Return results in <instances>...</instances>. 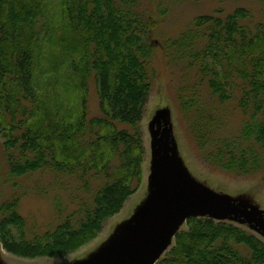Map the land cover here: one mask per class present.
<instances>
[{"label":"trees","instance_id":"16d2710c","mask_svg":"<svg viewBox=\"0 0 264 264\" xmlns=\"http://www.w3.org/2000/svg\"><path fill=\"white\" fill-rule=\"evenodd\" d=\"M57 3L59 24L55 13L45 16L46 0H0V134L5 183L14 188L0 207V239L8 252L28 258L77 250L138 190L145 153L141 122L156 81L152 22L140 0ZM254 21L245 7L199 15L163 45L165 57L199 73L197 83L178 92L198 151L211 165L241 175L264 168V8ZM54 46L59 65L67 63L59 78L75 84L68 89L57 81L59 101L50 104L37 66ZM91 77L100 100L97 116L87 108ZM204 87L212 102L200 97ZM230 107L245 116L234 136L222 134ZM39 172L80 179L93 198L29 240L17 180ZM90 178L101 183L93 187ZM186 223L156 264H264V242L239 226L198 216Z\"/></svg>","mask_w":264,"mask_h":264},{"label":"rangeland","instance_id":"374dc122","mask_svg":"<svg viewBox=\"0 0 264 264\" xmlns=\"http://www.w3.org/2000/svg\"><path fill=\"white\" fill-rule=\"evenodd\" d=\"M140 2L142 9L150 16L152 22L149 41L154 45L151 66L156 72L154 88L141 122L145 146L141 185L128 198L122 209L105 221L102 231L77 250L56 257H21L8 252L0 239V261L3 264H75L93 258L109 247L121 234L123 228L135 218L153 193L151 178L156 158V131L164 122H167L169 127L167 141L168 143L173 141L172 148L185 172L194 183L206 188L211 193L225 196L239 205L264 211V168L262 172L256 174H237L211 165L198 151L190 128V115L188 116L181 110L178 92L179 87L184 84L193 86L197 83L199 73L196 68L189 69L186 63L172 62L165 57L163 51L164 43L178 37L180 33L191 26L193 19L199 15L216 12L227 15L238 7H245L253 13L254 23L259 21L263 16V0H140ZM58 11L57 0H46L45 16L48 17L55 13L56 15L53 17L56 24H59ZM50 51L52 52L50 54L48 53L49 49L43 53L37 71L39 85L45 88L46 94L49 96L47 101L52 104L59 101L58 94H55L59 86L57 81L68 89H71L75 83L70 78L62 80L61 77L59 78L61 67L67 65V63L59 65L57 60L59 47L55 48L54 46ZM87 88L89 90L87 97L89 115L97 116L100 114V100L93 77L88 79ZM198 91L204 100L213 101L210 100L209 92L205 87L199 88ZM225 110L223 122L226 128L222 130V134L237 135L241 131L245 116L239 111H233L231 107ZM4 141V137L0 134V207L14 192L13 185L5 183L7 175L3 159ZM256 147L262 154L261 148L258 145ZM100 179L90 178V185L96 187L101 183ZM17 182L18 192L21 196L19 212L24 217L25 236L29 240L35 234L41 235L50 230L69 215L78 214L84 204L89 206L92 203L93 194L83 189V182L80 179L65 176L56 177L51 172H39L26 178H20ZM220 221L237 225L264 242V234L247 223H240L229 217L220 219ZM186 228L187 223L183 222L179 231ZM20 236L21 234L18 235V237ZM237 247L241 251L248 252L242 245Z\"/></svg>","mask_w":264,"mask_h":264},{"label":"water","instance_id":"95a60500","mask_svg":"<svg viewBox=\"0 0 264 264\" xmlns=\"http://www.w3.org/2000/svg\"><path fill=\"white\" fill-rule=\"evenodd\" d=\"M168 134L164 122L156 131L153 193L147 203L109 247L75 264H156L180 225L192 216L229 217L264 234V211L239 205L194 183L175 154L173 141L168 143Z\"/></svg>","mask_w":264,"mask_h":264}]
</instances>
